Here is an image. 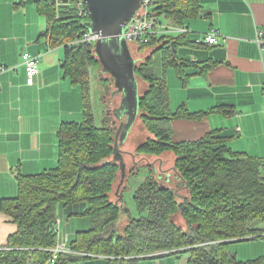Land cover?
<instances>
[{
    "label": "trees",
    "instance_id": "1",
    "mask_svg": "<svg viewBox=\"0 0 264 264\" xmlns=\"http://www.w3.org/2000/svg\"><path fill=\"white\" fill-rule=\"evenodd\" d=\"M39 11L45 15L50 46H63L62 69L78 84L82 96V120L62 122L57 131V162L34 174H16V195L0 198V211L16 224L0 251V264H49L48 251L56 242L57 209L85 203L82 213L90 226L77 231L70 244L75 253L61 254L53 264H69L103 256L104 264H139L140 259L188 253L187 264H261L264 257L239 260L230 243L264 237V157L233 151L223 129H211L188 141L171 139L170 122L193 114L180 107L169 108L165 75L150 71L152 61L144 60L136 71L147 82L139 98L140 120L153 137L137 147L139 154H174L173 169L187 194L178 201L173 186L151 172L135 189L132 199L138 216L130 213L120 232L114 228L121 207L111 199L118 182L119 164L114 148L115 134L107 124H95L90 98L89 68L96 59L93 46L66 43L87 30L88 18L72 8L57 12L53 0H43ZM199 0H153L151 13L172 24L200 14ZM85 21V22H84ZM152 36L147 44L161 57L160 67L177 66L170 44L185 38ZM224 115L233 110L220 107ZM121 172V171H120ZM123 189V188H122ZM180 212L187 228L172 216Z\"/></svg>",
    "mask_w": 264,
    "mask_h": 264
},
{
    "label": "crops",
    "instance_id": "2",
    "mask_svg": "<svg viewBox=\"0 0 264 264\" xmlns=\"http://www.w3.org/2000/svg\"><path fill=\"white\" fill-rule=\"evenodd\" d=\"M41 1L0 0V66L6 68L0 71V198L16 195V174H34L54 167L57 131L61 123L78 122L83 117L80 86L63 72L65 48L50 46L45 33L47 20L39 11ZM199 3L200 14L185 21L184 26L189 31L174 48L179 65L168 66L164 71L161 68L168 87L170 111L174 113L183 107L189 113L199 114L172 120L171 139L174 142L195 140L211 129H223L230 136L227 145L233 151L264 157V48L260 49L255 41L259 31L264 37V0H199ZM165 20L172 24L169 19ZM212 29L218 31V41L214 44L203 42L205 34ZM125 42L134 43L135 69L153 53H157L159 59L161 57L155 51L156 47L146 46L142 50L134 41ZM23 51L41 55L39 72L31 85L26 83L21 64ZM93 51L98 59L94 46ZM101 72L109 74L104 67ZM89 73L91 75L90 68ZM109 75L113 78L110 101L100 99L99 103L102 116L114 120L117 132L120 123L131 119V114L127 113L129 107L123 105V92L116 86L114 76ZM134 84H137L138 99L145 92L147 82L138 76ZM96 85L103 86L106 92L101 82L96 81ZM220 107L229 108L233 113L224 115L217 111ZM122 132L119 130V135ZM142 135L146 139L152 137L143 126L137 108L126 135L122 141L118 139L117 151L126 158L128 167L134 162L150 163L148 155L145 157L136 152L141 142L133 146ZM242 146L257 148L251 151ZM167 155L172 157L173 168L172 152L154 157H158L159 166H163L162 158ZM85 208V203H78L57 209L61 232L70 240L77 231L90 226L88 216L82 213ZM60 215L70 218L74 226L72 233L68 231V225L62 228ZM73 217H81L82 226L79 219ZM259 227L264 230L261 225ZM15 231L16 224L0 211V251L5 248L8 236ZM254 239L264 240V237ZM187 257L188 253L158 263L187 264ZM75 263L104 264L105 259L97 256Z\"/></svg>",
    "mask_w": 264,
    "mask_h": 264
},
{
    "label": "rangeland",
    "instance_id": "3",
    "mask_svg": "<svg viewBox=\"0 0 264 264\" xmlns=\"http://www.w3.org/2000/svg\"><path fill=\"white\" fill-rule=\"evenodd\" d=\"M159 19L163 22L166 23L165 18L159 17ZM125 46L121 50V56H122V64L124 67L125 72L128 74L130 79L133 77V80L138 79V76L140 79L144 80L140 75H138L135 66L137 64V60L133 57V46L134 43H125ZM142 48V47H139ZM94 49L99 50V61L98 59H94L95 61L93 64L90 66L91 70V75H90V93H91V100H92V106H93V114L95 118V124L97 126H102V119H104L106 116H102L101 112V106L99 103V100L102 99L104 102H109L110 101V93L113 90V78L109 75L113 73L114 79H118V74L116 75L115 73L116 68L113 66L112 60L110 58L109 53L107 52L106 48L104 45H99V39L94 43ZM142 50H144L142 48ZM94 53V51H93ZM119 54V53H118ZM95 56V55H94ZM120 56V54H119ZM152 61V65L150 66V71L154 73L156 76H160L162 74V69L160 67V61H159V55L157 53H153L152 57L149 59ZM143 62V61H142ZM101 63V64H100ZM138 64V66H140ZM106 67L110 72L109 74H104L101 72V67ZM137 68V67H136ZM168 72H173L169 70ZM129 79V80H130ZM96 81L101 82L103 85L106 87V92L104 93L103 86L101 88L96 85ZM146 82V81H145ZM135 88H137V84L132 87L131 91L134 92ZM129 94H130V85L128 86ZM104 93V95L102 94ZM101 94V95H100ZM100 95V98H99ZM114 103L117 104V99L115 98ZM107 124L113 129L112 126H114V120L109 119L106 117ZM101 119V120H100ZM116 130V127H114ZM116 131H114L115 133ZM153 137V135H152ZM143 138V139H141ZM140 138V141L135 142L133 146H136V143H143L144 140L146 139L144 135ZM242 147H247V149H251V151H255L254 148H257V146H242ZM244 151V149H242ZM241 151V150H239ZM246 151V150H245ZM137 152V150H136ZM142 155V154H141ZM258 155V154H257ZM256 155V156H257ZM145 156V155H144ZM259 157H262L263 155H258ZM145 157H148L147 155ZM128 159V158H127ZM150 163H144V164H139L138 162H134L131 166L126 165V158L123 155H118V164H119V175L121 176L118 177V183L116 187V183L114 184L115 190L111 191V199L114 201L115 204L121 207V210L119 211V217L114 223V228L120 232L124 226V223L127 219L128 214L130 213L132 216H138V213L136 212V209L134 207L133 203V193L135 189L138 187V185L146 178V176L151 172V168L156 169V174H160L161 178L160 180L163 181L165 178V184H168L169 186H173L174 189L176 190V194L178 196V201H182L183 195L187 194L186 189L183 188V184H181L178 179L176 178L177 174L174 169L172 168V157L171 156H164L162 158V163L163 166H159V160L158 157L154 156H149L148 157ZM121 171V172H120ZM124 172V173H123ZM124 174V175H123ZM166 178L168 179V182H166ZM123 189L120 190L119 187L121 185ZM119 188V189H118ZM118 190L119 191V196H118ZM126 210H129V212L125 213ZM60 219L62 220V228L63 226H69L68 231L72 233L73 231V225L71 223L70 218H66L64 215L59 216ZM81 218V217H80ZM78 217H73V219H79L80 225L82 226V221ZM85 218V217H83ZM69 219V221H67ZM88 218H85L87 220ZM172 219L174 222H176L177 225H179L182 229H186L187 225L185 221L183 220L182 216L180 215V212L174 213L172 216ZM80 226V227H81ZM261 227H264V222L261 223ZM63 231V230H62ZM231 251H233L236 255V257L239 260L242 261H248V260H253L256 259L260 256H264V240L262 239H249V240H243V241H237L229 244L228 247ZM186 252H180L178 254L170 255V256H154V257H147L150 259L142 258L140 259V264H160L158 263L159 260H163L165 258H173V260L178 259L176 258L179 255H184ZM177 255V256H176ZM156 258V259H153ZM79 262V261H78ZM26 264H31V262H28ZM71 264V263H69ZM72 264H77L75 262H72ZM174 264V263H172Z\"/></svg>",
    "mask_w": 264,
    "mask_h": 264
},
{
    "label": "built area",
    "instance_id": "4",
    "mask_svg": "<svg viewBox=\"0 0 264 264\" xmlns=\"http://www.w3.org/2000/svg\"><path fill=\"white\" fill-rule=\"evenodd\" d=\"M57 12H65L72 8L78 15L88 18V11L84 0H53ZM153 0H141L138 9L130 22L127 24L125 31L121 34L126 41H134L138 44H147L152 36L155 37H178L188 33V28L183 25L163 23L159 17L151 13ZM85 22V21H84ZM99 39V35L86 30L84 33L76 35V37L67 42L68 46L86 45L94 46V43ZM218 41V31L212 29L208 31L203 42L214 44ZM260 49L264 48V37L261 31L257 32L255 39ZM41 55H32L28 51L21 53V64L24 68L26 83L31 85L34 83L35 77L39 72ZM6 70L0 66V71ZM56 242L48 249L50 256L49 264L55 263L61 254H72L75 251L72 249L69 237L61 232L59 220H56Z\"/></svg>",
    "mask_w": 264,
    "mask_h": 264
},
{
    "label": "water",
    "instance_id": "5",
    "mask_svg": "<svg viewBox=\"0 0 264 264\" xmlns=\"http://www.w3.org/2000/svg\"><path fill=\"white\" fill-rule=\"evenodd\" d=\"M140 1L141 0H84L88 11V21L85 23V26L90 32L99 35V45H104L109 53L113 66L117 71L115 74H118V79L115 81L116 86L123 92V105L129 107L127 113L128 115L131 114V119H128L126 123L121 122L115 134L114 148L117 157L120 155L117 151L118 139L122 141L132 124L133 116L136 114L137 108H139V98H136V88L134 92L131 91L132 87L135 86L133 77L130 79L122 64L121 50L125 46L126 40L121 34L125 31L127 24L134 16L140 5ZM170 48L172 55H174L173 43L170 44ZM95 52L99 59V50H95ZM104 71L110 72L105 66ZM111 74L114 75L113 73ZM129 85L130 94L128 90ZM119 130L123 131L121 135H119ZM166 180L168 179L166 178ZM126 212L128 213L129 210H126L125 213Z\"/></svg>",
    "mask_w": 264,
    "mask_h": 264
},
{
    "label": "bare ground",
    "instance_id": "6",
    "mask_svg": "<svg viewBox=\"0 0 264 264\" xmlns=\"http://www.w3.org/2000/svg\"><path fill=\"white\" fill-rule=\"evenodd\" d=\"M139 45H143V44H139Z\"/></svg>",
    "mask_w": 264,
    "mask_h": 264
}]
</instances>
